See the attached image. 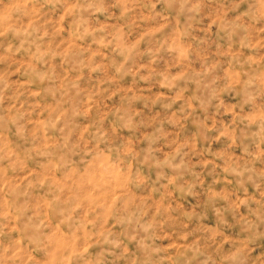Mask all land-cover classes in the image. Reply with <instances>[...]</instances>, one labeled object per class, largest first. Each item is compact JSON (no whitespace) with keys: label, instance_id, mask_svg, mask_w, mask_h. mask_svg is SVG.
<instances>
[{"label":"clouds","instance_id":"clouds-1","mask_svg":"<svg viewBox=\"0 0 264 264\" xmlns=\"http://www.w3.org/2000/svg\"><path fill=\"white\" fill-rule=\"evenodd\" d=\"M0 264H264V0H0Z\"/></svg>","mask_w":264,"mask_h":264}]
</instances>
